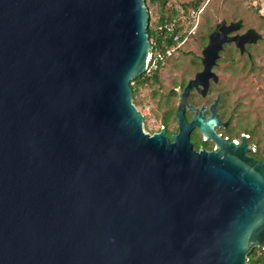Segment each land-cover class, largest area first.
<instances>
[{
    "label": "water",
    "instance_id": "water-1",
    "mask_svg": "<svg viewBox=\"0 0 264 264\" xmlns=\"http://www.w3.org/2000/svg\"><path fill=\"white\" fill-rule=\"evenodd\" d=\"M148 20L144 0H0V264H249L264 249V161L214 132V104L183 114L223 45L258 34L209 35L169 139L132 101ZM192 128L218 149L193 150Z\"/></svg>",
    "mask_w": 264,
    "mask_h": 264
},
{
    "label": "rangeland",
    "instance_id": "rangeland-1",
    "mask_svg": "<svg viewBox=\"0 0 264 264\" xmlns=\"http://www.w3.org/2000/svg\"><path fill=\"white\" fill-rule=\"evenodd\" d=\"M164 0H144V5L148 8L150 26L153 27L154 23L158 20L159 16L162 14L164 16L171 15L172 10H182L189 2L198 0H165L164 7L161 5ZM206 0H199L198 3L202 8L205 5ZM209 9L208 5L196 16L194 20V25L191 27L189 32L191 36H187L181 47L176 50L173 56L168 58L167 64L159 71V80L154 82L145 81L142 85L136 86L137 91L133 96V103L135 107L143 114V129L148 133H153L158 131L161 127H167L172 130L175 127V123L171 120L170 115L172 114V109H168L166 114L162 113L165 107V103L168 106H172L176 102V94L171 93L172 88L178 87L182 82L191 78L194 72L199 69V55L203 47L206 45V40L208 39L209 28L218 21L225 20L226 22L230 20L241 19L242 28L239 32H245L246 29L252 28L257 34L261 36L260 39L250 43L248 45V50L256 52V59L261 62L259 70L264 72V0H211ZM184 6V7H183ZM189 6V5H187ZM184 11V10H183ZM225 11L227 12L226 14ZM185 12H183V15ZM197 25V28L195 26ZM153 40L150 39V42ZM224 51H238L239 49L233 44L229 43L224 46ZM222 53V52H221ZM225 60V59H224ZM238 67L242 66V61L237 64ZM234 64L222 63L219 66V71L222 78L229 80L231 85L235 82V78L238 74H233L232 69L238 68ZM260 72H255L251 74L252 79L258 85L263 84V77ZM235 73V72H234ZM233 79V80H232ZM247 85L246 88L250 87L249 91L240 90L239 85L235 83L236 89L234 88L225 89L227 94V100L229 101L235 98V95L239 93H247L248 98H252L256 94L255 83H249V79L243 81ZM131 84L135 85L134 82ZM230 87V86H229ZM238 88V89H237ZM164 102V104H163ZM167 105V104H166ZM165 113V111H164ZM167 119V125H163L162 118Z\"/></svg>",
    "mask_w": 264,
    "mask_h": 264
},
{
    "label": "flooded vegetation",
    "instance_id": "flooded-vegetation-1",
    "mask_svg": "<svg viewBox=\"0 0 264 264\" xmlns=\"http://www.w3.org/2000/svg\"><path fill=\"white\" fill-rule=\"evenodd\" d=\"M235 32L239 31L237 30ZM233 33L234 32H230L229 35H232ZM242 33H246V30ZM258 39L260 38L257 37L255 41ZM252 42L250 41L244 43L246 48L244 51H224V49L219 51V57L216 59L215 64L211 68L213 74L208 77L205 89L203 84L200 83L189 89L188 94L185 96L187 104H185L183 114L185 120L189 122L195 111L190 109L188 105H191L198 110H201L203 106V119L206 120L207 116H211V106L214 104L213 110L218 119V123L216 122L213 124L214 132L222 139L234 141L237 145H239L244 138L246 148L249 149V151H246L245 153L256 160L264 161V86L263 84L258 85L254 81L258 80L259 77L256 79L251 78V74L260 72L259 70H263V68H260L261 62L255 58L257 53L248 50L247 48ZM229 43H225L223 47ZM173 55L174 54L171 56ZM198 58L200 65L199 69L194 72L191 78L183 82V84L181 83L178 87L173 88L177 99L171 107L172 114L170 115V118L175 123V127L172 130H166V135L169 139H171V136L176 133L178 129L176 118V108L179 101L178 91L182 90L187 82L193 79L197 72L201 71L203 66L202 51ZM241 61L242 66L238 67L237 64ZM222 63H227L228 65L234 64L238 67L233 68L231 71L234 75L238 74L235 78L233 86L229 81L231 79L230 77L227 79L221 77L219 66ZM260 75L264 80V72H260ZM247 78L249 79L250 84L255 83V86L253 87L256 89V94L252 98H248L246 95L247 93L243 92L242 94L239 93L235 95V98L230 101L229 99L227 100L228 96L224 91L225 89L231 90L232 88L235 90V83L239 85L240 90H250V87L246 88L247 85L243 83V81H246ZM201 89L205 90L204 93L200 92ZM189 142L192 149L195 151H199L201 149L206 151H216L218 149L215 141L203 135L198 128H192L190 130Z\"/></svg>",
    "mask_w": 264,
    "mask_h": 264
},
{
    "label": "trees",
    "instance_id": "trees-1",
    "mask_svg": "<svg viewBox=\"0 0 264 264\" xmlns=\"http://www.w3.org/2000/svg\"><path fill=\"white\" fill-rule=\"evenodd\" d=\"M198 1H193V2L191 1L188 4H184L186 6L185 7L183 6L184 9H182V10L181 9L180 10H176V9L172 10L171 15L164 16L161 14L159 16L158 20L154 23L153 27L150 26V18H149L148 26L146 28V32L148 35V39L153 40V43H151V50L156 53L155 55L158 57V59L156 62V67L150 68L149 70L145 71L143 74H141L140 76L136 77L135 79H133L131 81V83L132 82L135 83V85L131 84V87L133 90V95H135V93L137 91L136 86L142 85L145 81L154 82V81L159 80V75H160L159 71L167 64L168 58L170 57L169 55L166 54V52L171 47H174V52L181 47V46L176 47L177 42L180 41L184 37H187V36L189 37L192 35V34H190L191 32H189V30L194 25V20H195L196 16H199L200 13L203 12V10L207 7V5H208V9H209L210 5H212L211 0H206L205 5L202 8H200L201 6L199 5ZM164 4H165V0L162 1L161 5L164 7ZM187 5H189V6H187ZM192 10L195 12L196 16L191 15ZM183 12H185L184 15H183ZM226 13L227 12L225 11L224 14H226ZM225 20H221L219 22L217 21L213 25L212 28H209L208 29L209 32H208L207 37H209V35L217 29V27L220 25V23L222 21H224L226 24H237L239 27L238 31H239V29L242 28L241 19H237L235 21L230 20L228 22H226ZM171 22H174V31L172 33L168 32L166 30V28L163 27L165 24H168ZM195 28H197V25L195 26ZM246 32L256 33L255 30H253L252 28L246 29ZM176 33H179L178 39L173 40V35ZM258 37L261 38L260 35ZM207 41H208V39L205 42L206 44H207ZM172 54H174V53H172ZM182 84H183V82H182ZM171 93H175V90H173V88L171 90ZM133 100L135 101V99H133ZM163 104H164V102H163ZM171 107L172 106H168V103H165V107L162 110V113L166 114L167 110L171 109ZM164 111H165V113H164ZM162 122H163V125L166 126L168 121L164 117V118H162ZM165 129L168 130L169 128L165 127ZM248 263L249 264H264V249H261L258 247L251 249L249 252V255H248Z\"/></svg>",
    "mask_w": 264,
    "mask_h": 264
},
{
    "label": "built area",
    "instance_id": "built-area-1",
    "mask_svg": "<svg viewBox=\"0 0 264 264\" xmlns=\"http://www.w3.org/2000/svg\"><path fill=\"white\" fill-rule=\"evenodd\" d=\"M191 15L192 16H195V12L193 10L191 11ZM163 27L166 28V30L168 32H171L172 33L174 31V22L165 24ZM178 36H179V33L174 34L173 35V40H177L178 39ZM185 38L186 37H184L180 41H178L176 47H180L184 43V41L186 40ZM149 42H150V39H149ZM151 43H153V41L150 42V50L148 52L146 71L149 70L150 68L156 67V62H157V59H158V57L155 55L156 53L151 50ZM173 52H174V47H171L166 52V54L169 55V56H171Z\"/></svg>",
    "mask_w": 264,
    "mask_h": 264
}]
</instances>
